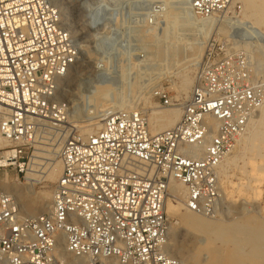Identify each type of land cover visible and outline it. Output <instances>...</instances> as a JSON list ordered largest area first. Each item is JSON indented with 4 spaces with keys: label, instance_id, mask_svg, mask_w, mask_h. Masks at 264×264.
Wrapping results in <instances>:
<instances>
[{
    "label": "built area",
    "instance_id": "obj_1",
    "mask_svg": "<svg viewBox=\"0 0 264 264\" xmlns=\"http://www.w3.org/2000/svg\"><path fill=\"white\" fill-rule=\"evenodd\" d=\"M111 4L96 6L103 8L95 17L106 22V48L118 32L116 1ZM239 6L234 0L191 4L195 18L226 22L232 30L238 25L229 14ZM78 59L76 37L54 0H0V133L16 150V163L0 168L23 173L20 159L44 128L35 121L62 114L59 83ZM159 96L163 106L171 104ZM263 97L244 54L208 43L173 126L151 133L142 110L110 111L98 128L65 137L47 209L21 214L15 196L0 191V264H73L72 258L80 264H183L167 250L170 182L184 185L187 210L217 213L219 169Z\"/></svg>",
    "mask_w": 264,
    "mask_h": 264
},
{
    "label": "rangeland",
    "instance_id": "obj_2",
    "mask_svg": "<svg viewBox=\"0 0 264 264\" xmlns=\"http://www.w3.org/2000/svg\"><path fill=\"white\" fill-rule=\"evenodd\" d=\"M112 1L54 0L79 47L77 63L59 83L57 97L60 106L63 105L61 116L64 119L57 129L44 127L34 134L28 152L20 159L23 173L17 176L15 169L0 168V191L6 186L1 181H19L16 182L17 187L22 189L29 185L25 172L31 167V157L38 141L41 145L55 142L61 135L68 136L85 128L78 125L90 123L93 117L105 111L139 109L148 117L154 106L172 107L187 100L203 63L202 55L198 65L176 64L191 57L196 45L191 23L194 19L191 8L193 0H115L119 13L116 18L118 32L114 36L115 44L106 48L102 44L106 34L103 32L107 30L104 26L106 22L101 17H95L103 8L96 10V6L111 7ZM239 5L229 14L238 29L232 30L226 22L217 20L216 27L221 30H208L207 41L215 44V48L244 54L251 61L253 81L264 96V31L247 24L242 14L243 6L240 2ZM92 10L93 14L88 16L86 13ZM243 28H247L252 35L243 36ZM205 31L201 29L198 33L203 34ZM255 65L260 68L257 69ZM184 75L191 83L186 95L180 92ZM160 93L171 100L170 105L163 106ZM256 114L254 118H258L259 110ZM254 127L257 134L254 139L250 138L245 145L241 138L231 152L233 162L222 163V176L219 179L221 201L217 213L195 214L176 206L172 200H166L170 250L184 260L181 261L183 264H264V137L260 139L264 129L257 123ZM56 159H59V155ZM245 160H248V166L243 169L241 163ZM47 162L46 159H40L38 164H34L38 176L35 182H31L33 192L28 193L29 199L44 193L51 196L56 180H50L42 173ZM39 212L23 210L21 214ZM196 218L207 222H198Z\"/></svg>",
    "mask_w": 264,
    "mask_h": 264
},
{
    "label": "bare ground",
    "instance_id": "obj_3",
    "mask_svg": "<svg viewBox=\"0 0 264 264\" xmlns=\"http://www.w3.org/2000/svg\"><path fill=\"white\" fill-rule=\"evenodd\" d=\"M234 2H240L241 3V6H243V11H242V14H243V17L244 19L247 21V24L249 23V25L251 27H254L260 31H264V0H234ZM170 3V2H169ZM179 11V10H178ZM183 13V12H182ZM154 14V13H152ZM171 15V14H170ZM184 15V14H183ZM166 16V15H165ZM193 16V15H192ZM167 17V16H166ZM193 22H191L193 25V28L194 30L192 31H195L194 33V36H195V40H196V45H194V49H193V53H192V56L187 58L186 60L184 61H181L180 63H176V64H181V63H187L188 65H198V63L201 61V57L203 55V50H204V47L206 46V44H208V37L209 36H206V34L208 33V30L212 29V31L214 30H217L220 31L221 28L220 27H216L218 25V22L216 23H212V22H202L201 21V18H195L193 17ZM164 19V18H163ZM167 19V18H166ZM160 20V19H159ZM169 20V19H168ZM203 20V18H202ZM166 22V21H165ZM156 23V22H155ZM170 23V22H169ZM215 24V25H214ZM180 25V24H179ZM183 25V24H182ZM191 25V24H190ZM153 26V25H152ZM172 26V25H171ZM220 26V25H219ZM156 27V26H155ZM216 27V28H215ZM167 29V28H166ZM201 29H205L206 31L201 34V33H198L199 30ZM180 30V29H179ZM174 31V30H173ZM211 31V32H212ZM155 32V31H154ZM158 32V31H157ZM259 33V32H258ZM264 33V32H262ZM179 34V33H178ZM212 34V33H211ZM210 34V35H211ZM193 35V34H192ZM149 36V35H148ZM159 36V35H158ZM157 36V37H158ZM182 36V35H181ZM155 39V38H154ZM167 40V39H166ZM244 40V39H243ZM253 40V39H252ZM164 41V40H163ZM190 41V40H189ZM240 41V40H239ZM255 40H253V44L256 45L254 43ZM169 42V41H168ZM187 41H185L186 43ZM191 42V41H190ZM242 42V40H241ZM244 42V41H243ZM246 42V41H245ZM180 43V42H179ZM236 43H238L236 41ZM235 43V44H236ZM240 43V42H239ZM189 44V43H188ZM234 44V45H235ZM253 44H250L253 45ZM260 44V43H259ZM148 45V44H146ZM184 45V44H183ZM242 45V44H241ZM241 45L240 47L237 46L236 48H241ZM246 45V44H245ZM253 45V46H254ZM262 45V44H260ZM190 46V45H188ZM187 46V47H188ZM236 46V45H235ZM234 46V47H235ZM248 45H246L247 47ZM259 48V47H258ZM167 49V48H166ZM175 49V48H174ZM173 49V50H174ZM252 49V48H251ZM191 50V48H190ZM248 50V49H247ZM253 50V49H252ZM259 50V49H257ZM246 51V50H245ZM254 51V50H253ZM263 51V50H262ZM177 52V51H176ZM180 53V52H179ZM246 53L248 54V52L246 51ZM251 53H254V52H251ZM175 54V53H173ZM262 54V53H260ZM176 55V54H175ZM178 55V54H177ZM253 55V54H252ZM251 55V56H252ZM264 55V53H263ZM155 56V55H154ZM248 56V55H247ZM259 56V55H258ZM262 56V55H261ZM160 57V56H159ZM178 57V56H177ZM249 57V56H248ZM166 58V57H165ZM175 58V57H174ZM253 58V57H252ZM264 58V57H263ZM164 59V58H163ZM250 59V58H248ZM117 60V59H116ZM147 60V59H146ZM175 60V59H174ZM178 60V59H177ZM257 60V59H256ZM144 61V60H143ZM190 61V62H189ZM262 61V60H261ZM264 61V60H263ZM179 62V61H177ZM249 62H251L249 60ZM254 62V61H253ZM101 63V62H100ZM140 63V62H139ZM145 63V62H144ZM252 64V63H251ZM104 65V64H103ZM102 65V66H103ZM115 66V65H114ZM256 66V65H255ZM254 66V68H255ZM261 66V65H260ZM197 67V66H196ZM251 67V66H250ZM262 67V66H261ZM133 68V67H132ZM140 68V67H139ZM157 68V67H156ZM189 68V67H188ZM191 68V67H190ZM257 68V66H256ZM260 68V67H259ZM257 68V69H259ZM103 69V68H102ZM129 69V68H128ZM141 69V68H140ZM158 69V68H157ZM132 70V69H131ZM130 70V71H131ZM137 70V69H136ZM146 70V69H145ZM190 70V69H189ZM192 70H193V67H192ZM256 70V69H254ZM127 71V70H126ZM161 71V70H160ZM160 71H157L160 72ZM167 71V70H166ZM69 72V71H68ZM132 72V71H131ZM139 72V71H138ZM184 72V71H183ZM187 72V71H186ZM123 73V72H122ZM163 72H161L162 74ZM181 73V72H180ZM261 73V72H260ZM68 74V73H67ZM66 74V75H67ZM128 74V72H127ZM185 74V73H184ZM187 74V73H186ZM65 75V76H66ZM178 75V74H176ZM64 76V77H65ZM161 76V75H159ZM158 76V77H159ZM137 77V76H136ZM153 78V77H152ZM148 80V79H147ZM154 80V79H153ZM179 81H180V78H179ZM124 84V83H123ZM129 84V83H128ZM190 79L188 77H186L185 75L182 77L181 79V88H180V92H182V94L186 95L188 90H189V85H190ZM132 85V84H131ZM175 85V83H174ZM73 86V85H72ZM128 87V85H127ZM137 87V86H136ZM72 88V87H71ZM75 88V87H74ZM123 89V88H122ZM177 89V88H176ZM124 91V90H123ZM136 93V92H135ZM179 93V92H178ZM190 93V92H189ZM149 95V94H148ZM179 95V94H178ZM189 97V96H188ZM126 100V99H125ZM129 102V101H128ZM133 104V103H132ZM181 105L182 103H178L176 105H173L172 107H161V106H154L152 107L148 117H147V120H148V123H149V130L151 133H155V132H158V131H161L163 129H166V128H169L171 126H173L179 119L180 117V114H181ZM137 106V105H136ZM128 107V106H127ZM135 107V106H134ZM69 108V107H68ZM137 108V107H136ZM150 108V106H149ZM145 110V109H144ZM104 111V110H103ZM110 111H105L103 112L102 114H99L95 117L92 118V121L90 123H86V124H82V125H78L79 127H83L85 126V128H80V131L82 132H89V131H92L93 129L95 128H98L100 125H101V122L104 118V116ZM259 116L258 118H254L252 117V119L250 120L249 124H248V127H247V133L246 134H243L241 135L238 139H237V142H239V140H241V138H243V144H247V142H249L250 138H253L257 135L255 133L256 129L254 127L255 123H257V125L261 128L264 129V97H263V103L259 109ZM254 116H257V114H255ZM75 117V116H74ZM64 117H62L61 115H57L55 116V118H37L36 119V124H39L43 127H46V128H49V129H57V127L60 125L59 123H62ZM89 126V127H86V126ZM92 125V126H90ZM79 129V128H78ZM41 130V129H40ZM66 135H61V137L56 140L55 142H52V143H48L46 145H41L39 144L40 142H36L38 143L37 146H35V151H34V154L32 155L31 157V167L25 172L26 174V179L29 181V185L28 186H25L23 189L22 188H18L17 187V184L16 182H19V181H9V182H4V181H1L3 182L4 184H6L5 186V189L2 190L3 192H7V193H10V194H13L17 200V203H18V206H19V210L20 212L25 210V211H43L45 209H47L50 205V195L48 193H44L42 195H39V196H36L35 199H29L28 198V193H32L33 192V189H32V180L33 182L34 179L38 176L36 174V170L34 169V164H36L37 162L40 161V159H46L48 160L49 162H47L46 164V167H45V170L42 172L44 173V176L50 180H57L59 174H60V171H61V162L59 159H56L57 156L59 155V151H60V147H61V144L62 142L64 141ZM264 137V133H263V136L260 138L262 140V138ZM237 144V143H236ZM242 144V143H241ZM240 144V145H241ZM11 145V142L6 139L1 133H0V165H7V164H10V163H16L14 162V157L16 155V150L13 148V147H10L9 146ZM235 150V148H234ZM232 152V151H231ZM228 153L226 155V157L224 158V161L223 162H227L230 163L232 160H233V154L232 153ZM236 155V153H234ZM233 162V161H232ZM243 163H241V167L244 169V168H247L248 166V160H245V161H242ZM21 164V162H19ZM38 164V163H37ZM231 164V163H230ZM223 164H221L222 166ZM244 173V171H242V174ZM222 174V171H221V167L219 169V179H220V176ZM15 179V178H14ZM17 180V179H16ZM20 185V184H19ZM6 187L8 188L6 190ZM23 187V186H22ZM1 188V187H0ZM169 195H168V198L166 199L167 201L168 200H172L176 206H179L180 208H184V197H185V193H186V190H185V187L184 185H182L181 183H179L178 181H171L170 182V187H169ZM170 196V197H169ZM20 200L23 201L22 204H20ZM32 202L33 203V206L32 204L30 203ZM35 209V210H34ZM165 210H166V202H165ZM166 214L168 215L167 213V210H166ZM169 216V215H168ZM198 220V222H207L206 220L205 221H202V220H199L201 218H196ZM210 223V222H209ZM208 223V225H209ZM202 224V223H201ZM215 224V223H214ZM213 224V225H214ZM207 225V223H206ZM169 241V240H168ZM170 242V241H169ZM169 242L167 243V250L170 254L174 255L172 253V251L170 250V245H169ZM175 256V255H174ZM180 257V256H179ZM177 258H178V255H177ZM180 261H184L182 260V258H178ZM72 263L73 264H80V261L77 259V258H72ZM214 264V263H213Z\"/></svg>",
    "mask_w": 264,
    "mask_h": 264
},
{
    "label": "crops",
    "instance_id": "obj_4",
    "mask_svg": "<svg viewBox=\"0 0 264 264\" xmlns=\"http://www.w3.org/2000/svg\"><path fill=\"white\" fill-rule=\"evenodd\" d=\"M7 172V171H6ZM8 173V172H7Z\"/></svg>",
    "mask_w": 264,
    "mask_h": 264
}]
</instances>
